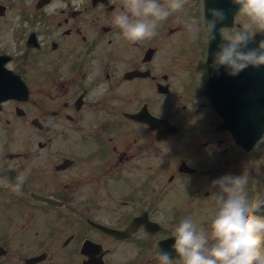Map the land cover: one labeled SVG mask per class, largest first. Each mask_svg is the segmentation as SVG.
Segmentation results:
<instances>
[{
    "label": "flooded vegetation",
    "instance_id": "obj_1",
    "mask_svg": "<svg viewBox=\"0 0 264 264\" xmlns=\"http://www.w3.org/2000/svg\"><path fill=\"white\" fill-rule=\"evenodd\" d=\"M35 3L33 19L39 46L33 64L21 71L30 99H9L5 103L12 105L13 112L14 108L30 105V122L38 123L42 118L46 135L38 133L44 130L43 125L37 130L29 122V127L36 130L27 138L26 149L0 150L3 261L155 264L152 257L146 256L151 250L152 234L142 224L135 229L130 227L139 216L163 222L161 233L173 231L175 225L167 224L168 220L175 217L178 222L187 216L209 232L221 195L213 181L231 171L247 170L244 166H225L230 157L224 155L237 146L229 131L218 129L224 120L213 110L210 100L213 121L209 135H186L183 141L177 140L179 133L195 129L192 124L177 122L178 134L159 137L148 123L127 118V111L135 110L130 98L119 102L120 84L131 90L132 81L151 76L128 79L124 76L126 71L147 68L152 73V69L166 65L163 57L153 56L146 61L143 40H127L112 23L113 14L123 5L118 0H97L94 4L92 0ZM234 19L233 27L223 29L226 36H230L231 29L242 27L237 19L245 22L239 12ZM163 21L184 44L198 43L203 27L199 11L178 10ZM189 22L198 23L200 31H190ZM119 57L133 67L120 71ZM27 58L20 56L19 61ZM211 59L214 105L253 108L257 97L237 92L236 83L224 91L223 78L229 71L224 65L215 67L213 56ZM19 61L12 65L17 72L22 69ZM170 62L171 68L180 64L174 58ZM42 67H46L45 73ZM243 69L245 73L247 67ZM245 85L243 76L240 89ZM39 93L46 94L44 102H39ZM218 149L222 150L221 156H215ZM181 151L183 157L177 158ZM260 154H264V148ZM255 180L261 189V168ZM35 194L48 196L56 204L40 201ZM94 222L116 231L107 232ZM36 255L41 258L31 262L30 258Z\"/></svg>",
    "mask_w": 264,
    "mask_h": 264
},
{
    "label": "clouds",
    "instance_id": "obj_2",
    "mask_svg": "<svg viewBox=\"0 0 264 264\" xmlns=\"http://www.w3.org/2000/svg\"><path fill=\"white\" fill-rule=\"evenodd\" d=\"M186 0H124L123 6L112 16V23L129 41H140L157 34L160 21L172 12L182 10ZM247 18V23L234 34L225 36L228 43L218 45L213 53L215 67L224 65L230 74H237L249 64H264V44L247 52L237 51L258 30L264 29V0H231ZM227 18V12L220 7L205 8L203 27L209 40L215 34L217 25ZM253 26V31H249ZM190 31L198 33L201 26L189 22ZM251 174L240 169L225 173L213 183L221 193L218 207L211 220V238L203 225H198L191 216L180 219L174 226L170 249L157 245L160 264H264V198L250 187Z\"/></svg>",
    "mask_w": 264,
    "mask_h": 264
},
{
    "label": "rangeland",
    "instance_id": "obj_3",
    "mask_svg": "<svg viewBox=\"0 0 264 264\" xmlns=\"http://www.w3.org/2000/svg\"><path fill=\"white\" fill-rule=\"evenodd\" d=\"M5 26H6V28L0 27V46H2V48L0 50L8 49V48H12V50H14L15 44L17 42H14V39H11L10 34H9L8 24H5ZM120 39L121 38H118V40H120ZM166 50H168V49L166 48ZM121 66H123V65H121ZM119 86L121 87V84ZM157 108L161 109V110L163 109V107H159V106ZM4 132H5V136L0 133V150L1 151L2 150L15 151V150L21 149L20 143L15 144V141H16L18 136H22L23 132L21 133L20 130H18V129L17 130H11L8 132L6 127L4 128ZM3 136H4V138H3ZM247 165L250 166L249 164H247ZM253 165H254V163H253ZM234 166H236V165L234 164Z\"/></svg>",
    "mask_w": 264,
    "mask_h": 264
}]
</instances>
